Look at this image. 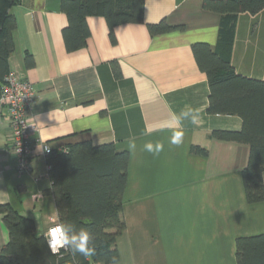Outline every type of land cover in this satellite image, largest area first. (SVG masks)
I'll list each match as a JSON object with an SVG mask.
<instances>
[{
	"label": "crops",
	"instance_id": "1",
	"mask_svg": "<svg viewBox=\"0 0 264 264\" xmlns=\"http://www.w3.org/2000/svg\"><path fill=\"white\" fill-rule=\"evenodd\" d=\"M61 1L21 0L9 8L15 26L8 72L35 90L28 113L34 156L31 171L18 176L8 141L9 112L2 107L0 204L31 218L44 234L58 219L54 199L45 192L51 182L41 144L113 142L129 155L118 264H237L236 239L264 233V200H246L241 170L250 144L212 135L241 132L243 120L208 111V78L191 47H215L221 14L204 9L203 0H144L143 23L116 25L112 41L99 11L86 17L85 45L68 50ZM160 20L181 28L151 34L146 24ZM234 22L230 64L238 75L263 81L264 9L238 13ZM186 105L202 109L204 122L182 120L184 142L174 146L168 142L171 130L160 129ZM148 130L154 131L146 135ZM149 141L162 142L163 151H144ZM193 145L207 154L193 152ZM7 240L0 213V249Z\"/></svg>",
	"mask_w": 264,
	"mask_h": 264
},
{
	"label": "trees",
	"instance_id": "2",
	"mask_svg": "<svg viewBox=\"0 0 264 264\" xmlns=\"http://www.w3.org/2000/svg\"><path fill=\"white\" fill-rule=\"evenodd\" d=\"M21 0H0V87L8 73V55L13 49L15 26L9 8ZM144 0H62L67 16L62 28L68 50L85 45L90 34L86 17L99 11L106 19L112 41L114 27L124 23H143ZM202 7L221 14L214 48L204 42L191 45L199 68L209 83L208 111L236 114L243 120L241 132L215 131L219 139L245 140L250 144L242 180L246 200H264V80L238 75L230 64L235 17L241 12L256 13L264 9V0H203ZM151 34L181 26L165 20L147 23ZM26 63L29 64V56ZM116 76L120 72L114 66ZM46 162L50 186L45 192L54 199L58 223L81 227L91 234L89 244H96V255L85 259L61 249L53 255L44 234H39L31 218L21 215L10 204H0L2 222L8 240L0 249V264H109L119 259L116 242L125 227L122 218L123 192L127 180L128 152L116 149L113 142L94 144L89 139L51 147ZM191 150L207 154L193 145ZM237 264H264V233L236 239Z\"/></svg>",
	"mask_w": 264,
	"mask_h": 264
},
{
	"label": "built area",
	"instance_id": "3",
	"mask_svg": "<svg viewBox=\"0 0 264 264\" xmlns=\"http://www.w3.org/2000/svg\"><path fill=\"white\" fill-rule=\"evenodd\" d=\"M35 90L32 84L23 78L18 77L13 72H8L3 79L0 87V109L6 107L10 119L9 147L11 154L15 157V172L18 176L31 171V162L34 156V150L30 139V126L28 123V113L35 101ZM50 146L46 143L41 144L40 154L45 159L50 153ZM47 169L49 165L47 164ZM36 178L35 180H38ZM40 195H34L36 199ZM59 224L54 222L44 233ZM48 244V243H47ZM97 264V263H90Z\"/></svg>",
	"mask_w": 264,
	"mask_h": 264
},
{
	"label": "clouds",
	"instance_id": "4",
	"mask_svg": "<svg viewBox=\"0 0 264 264\" xmlns=\"http://www.w3.org/2000/svg\"><path fill=\"white\" fill-rule=\"evenodd\" d=\"M202 109L193 108L190 105H186L180 111L179 115H173L171 120L162 125L160 130L164 128L171 130V135L168 138V142L174 146H180L184 142V131L182 120H188L194 126H200L203 124V118L201 116ZM154 130H148L145 134L151 135ZM128 147L130 150H135V140H130ZM164 149L162 142H145L143 150L151 154L159 155ZM45 239L48 243L49 249L53 255L64 249L70 252L72 255H79L85 259L91 258L96 255V244H89L91 234L87 229L80 228L78 231L75 226L65 227L63 223L55 224L45 234ZM109 264H118L116 257H111Z\"/></svg>",
	"mask_w": 264,
	"mask_h": 264
}]
</instances>
